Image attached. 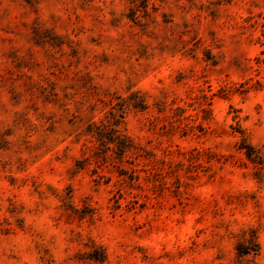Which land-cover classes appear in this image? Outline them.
Segmentation results:
<instances>
[{
    "label": "rangeland",
    "instance_id": "rangeland-1",
    "mask_svg": "<svg viewBox=\"0 0 264 264\" xmlns=\"http://www.w3.org/2000/svg\"><path fill=\"white\" fill-rule=\"evenodd\" d=\"M0 264H264V0H0Z\"/></svg>",
    "mask_w": 264,
    "mask_h": 264
},
{
    "label": "trees",
    "instance_id": "trees-1",
    "mask_svg": "<svg viewBox=\"0 0 264 264\" xmlns=\"http://www.w3.org/2000/svg\"><path fill=\"white\" fill-rule=\"evenodd\" d=\"M115 133H116V131L111 128L109 130V135L110 136L107 138V140L110 141L111 143H116L118 150L120 152H122L123 149L125 148L124 141L120 137L115 136ZM104 139H105V136H104ZM90 259H93L94 261H99V262L103 261V259H100L97 256H94V254L90 256Z\"/></svg>",
    "mask_w": 264,
    "mask_h": 264
}]
</instances>
